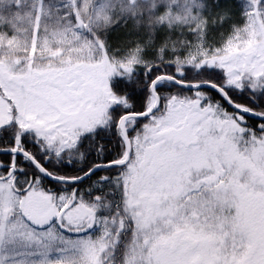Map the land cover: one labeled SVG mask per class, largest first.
Here are the masks:
<instances>
[{"label": "snow or ice", "instance_id": "6c2138e0", "mask_svg": "<svg viewBox=\"0 0 264 264\" xmlns=\"http://www.w3.org/2000/svg\"><path fill=\"white\" fill-rule=\"evenodd\" d=\"M238 3L9 0L0 264H264V0Z\"/></svg>", "mask_w": 264, "mask_h": 264}, {"label": "trees", "instance_id": "16d2710c", "mask_svg": "<svg viewBox=\"0 0 264 264\" xmlns=\"http://www.w3.org/2000/svg\"><path fill=\"white\" fill-rule=\"evenodd\" d=\"M207 3L211 6L213 12L218 9H232L233 15H238L239 3L238 0H218L214 2V0H207ZM9 0H4L3 3H0V16L4 18H14L15 9L8 7ZM2 22V21H0ZM227 28V24L224 25ZM125 37V33L123 30H116L110 34L109 39L114 43L119 42Z\"/></svg>", "mask_w": 264, "mask_h": 264}]
</instances>
